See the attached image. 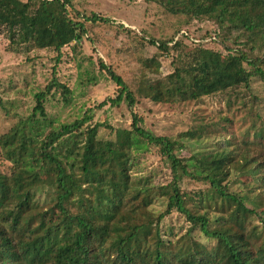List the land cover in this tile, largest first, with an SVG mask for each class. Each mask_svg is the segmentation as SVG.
Segmentation results:
<instances>
[{
	"label": "trees",
	"instance_id": "1",
	"mask_svg": "<svg viewBox=\"0 0 264 264\" xmlns=\"http://www.w3.org/2000/svg\"><path fill=\"white\" fill-rule=\"evenodd\" d=\"M145 1L174 32L161 39L139 35L157 56L142 59L135 87L98 57L116 94L72 118L47 116L49 94L60 91L69 101L55 67L26 112L0 97L3 115L14 118L0 130V264H264V95L254 92V83L264 85V52L249 55L244 48L247 35L264 22V0ZM237 6L248 19L240 34L247 33L245 40L226 44L216 32L194 36L189 28L200 18L223 28ZM254 7L260 11L252 16ZM1 13L9 52L48 49L57 61L64 47L73 58L81 52L88 23L113 21L70 0H0ZM162 56L171 58L166 74ZM240 86L255 113L247 111L250 124L238 131L231 129L228 106L195 113L177 135L155 133L134 110L142 99L200 102L229 97ZM107 102L126 106L128 126L93 121ZM150 153L164 172L143 165ZM172 212L187 226L166 223Z\"/></svg>",
	"mask_w": 264,
	"mask_h": 264
},
{
	"label": "rangeland",
	"instance_id": "2",
	"mask_svg": "<svg viewBox=\"0 0 264 264\" xmlns=\"http://www.w3.org/2000/svg\"><path fill=\"white\" fill-rule=\"evenodd\" d=\"M70 1L87 13L95 12L99 16L113 20L109 23L102 21L88 23L87 37L81 39L79 43L81 52L75 55V58L72 57L69 47L63 48V55L58 61L55 58L56 53L48 49L29 48L27 55L11 53L6 49L7 40L0 35V97L6 104H12L18 112H26L32 107L33 91L44 89L52 79L54 67L57 79L69 88L70 94L67 95L69 101L63 99L60 91L49 94L46 102L47 116L60 119L72 118L79 108L93 107L108 97H113L116 94V84L104 70L99 69L98 57L135 87L140 76L142 59L157 56L156 47L141 40L139 35L161 39L170 37L174 32L169 22L156 12V5L145 0ZM259 11L258 7H254L252 16ZM244 14L243 7H233L223 23V28H219L214 21L206 18H200L201 20L195 21L189 28L194 32V36L202 35L204 31L209 30L211 36L216 32L226 44H233L236 37L239 40L246 39V32L240 35L243 32V25L248 22V19L244 20ZM1 16L2 13L0 18ZM261 19L257 22L258 28L251 31L249 37L247 35L244 48L249 55L264 52V22ZM119 23L124 28H121ZM251 45L254 46L253 49H250ZM26 56L28 59H25ZM157 59L160 62L161 72L163 74L170 72L171 58L162 56ZM76 60L80 61V66H77ZM86 75L93 77V80L86 83L79 82V78ZM254 86V92L264 95L262 83H254ZM227 100L230 101V105H226ZM227 106L232 112L231 129L238 131L249 126L251 115L247 111L250 109L255 113V105L242 86L229 97L228 95L206 97L200 102L167 104L142 99L134 110L142 117L144 125L155 133L177 135L187 131L193 123L195 113L215 114L225 111ZM130 117V112L124 104L112 106L107 102L103 107L95 110L93 121L106 118L112 125L128 126ZM9 120L12 121L14 118L5 117L0 109V130L7 125V122L9 123ZM181 154L188 156L189 153L183 150ZM142 161L146 168L157 170L164 167L163 172L167 168L153 153L142 157ZM165 222L175 224L176 227L187 226L176 212H172Z\"/></svg>",
	"mask_w": 264,
	"mask_h": 264
}]
</instances>
